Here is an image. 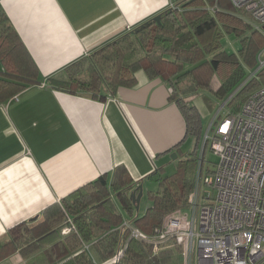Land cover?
Masks as SVG:
<instances>
[{
  "label": "trees",
  "instance_id": "trees-1",
  "mask_svg": "<svg viewBox=\"0 0 264 264\" xmlns=\"http://www.w3.org/2000/svg\"><path fill=\"white\" fill-rule=\"evenodd\" d=\"M173 6L161 12L160 22L149 18L132 30L67 65L47 81L70 94H90L106 100L120 87L137 85L136 74L144 70L149 78H161L173 92L170 100L178 104L187 122L183 142L194 138L190 156L180 161L178 172L163 176L161 170L148 175L159 184L148 191L152 202L144 214L130 198L135 183L126 178L124 166L116 168L113 179L107 175L75 190L43 211L41 218L12 227L0 238V264L19 253L42 256L50 264H184V247L172 237L158 245L130 237L123 225L119 205L135 225L148 235L162 229L165 218L188 210L197 177L198 154L203 141V117L186 98L208 91L238 110L256 88L264 85V69L247 82L248 70L258 66L264 49V31L251 21L250 14L231 0H171ZM209 7H216L215 11ZM226 35L240 42L237 51L224 45ZM0 98L8 100L43 80L23 42L0 3ZM208 144L204 148L206 151ZM203 167L199 172L203 176ZM209 170L204 175L212 173ZM138 187V186H137ZM136 188V187H135ZM134 188V189H135ZM116 196L117 204L112 199ZM70 216L76 230L63 234ZM25 255V256H24Z\"/></svg>",
  "mask_w": 264,
  "mask_h": 264
},
{
  "label": "crops",
  "instance_id": "crops-1",
  "mask_svg": "<svg viewBox=\"0 0 264 264\" xmlns=\"http://www.w3.org/2000/svg\"><path fill=\"white\" fill-rule=\"evenodd\" d=\"M24 49L38 68L40 85L0 98V238L80 187L119 166L145 185L155 170L180 164L193 150L191 136L177 159L187 122L161 78L137 72V85L106 100L70 94L47 81L84 56L161 13L171 0H0ZM4 70L0 62V71ZM198 95L186 98L208 115ZM112 199L117 204L116 196ZM124 221L130 220L117 204ZM19 256L21 259L18 260ZM4 264H25L17 253Z\"/></svg>",
  "mask_w": 264,
  "mask_h": 264
},
{
  "label": "built area",
  "instance_id": "built-area-1",
  "mask_svg": "<svg viewBox=\"0 0 264 264\" xmlns=\"http://www.w3.org/2000/svg\"><path fill=\"white\" fill-rule=\"evenodd\" d=\"M231 2L249 13L250 22L264 31V0ZM261 69L262 52L257 68L245 82L258 77ZM218 116L220 120H216ZM207 144L218 162L212 173L201 177L198 173L188 210L168 215L163 228L153 236L131 220L123 225L131 238L153 244L155 250L168 239L177 238L184 247L185 264H194L195 254L197 264H264V85L253 90L238 110L229 109L224 116L214 117L203 137L200 170ZM65 223L63 234L76 230L70 216Z\"/></svg>",
  "mask_w": 264,
  "mask_h": 264
},
{
  "label": "rangeland",
  "instance_id": "rangeland-1",
  "mask_svg": "<svg viewBox=\"0 0 264 264\" xmlns=\"http://www.w3.org/2000/svg\"><path fill=\"white\" fill-rule=\"evenodd\" d=\"M224 45L226 46V48L230 51H237L239 49L240 46V42L239 40L236 38V36L234 35H226L225 39H224ZM262 56L264 59V49L262 50ZM253 69H249L248 70V76H250V74L253 72ZM198 101H202L201 99H203V103L204 106L207 108L208 111V115L203 116V127H204V134L203 137L205 136L206 132L209 130L210 125L214 119V117L216 115H221L224 116L226 114V112L229 109H233V105H231L230 103L226 104V106L223 107V104L227 101H221V100H217L212 94L211 92L208 91H201L198 95ZM221 117L218 116L216 120H220ZM213 126L216 127L217 123H213ZM193 140L194 143V138H191ZM194 146V145H193ZM202 148H203V141H202V145L201 148L199 150V154H198V166H197V177H198V170L199 169V162H200V158H201V153H202ZM218 162V156L212 152L210 150V147H207L205 154H204V167H203V175L204 173H207L209 170H214L215 169V164ZM176 172H178V167L177 164H175L173 167H170L169 169H167L164 172H161L163 176H169V175H173ZM196 177V179H197ZM159 189V184L156 180L154 179H148L144 185V195L141 198V203H140V210L139 212L141 214H144L145 211L147 210V208L149 206H151L152 202L150 201L149 197H148V191H157ZM25 256V255H24ZM195 263L197 264V256L195 254ZM21 259V256H19L18 260ZM24 263L25 264H50L47 260H45L44 257L42 256H25L24 259ZM1 264H4L1 263ZM185 264V263H184Z\"/></svg>",
  "mask_w": 264,
  "mask_h": 264
},
{
  "label": "water",
  "instance_id": "water-1",
  "mask_svg": "<svg viewBox=\"0 0 264 264\" xmlns=\"http://www.w3.org/2000/svg\"><path fill=\"white\" fill-rule=\"evenodd\" d=\"M161 17H162V14L159 13V14H157V15H155L153 17V20L159 23L160 20H161ZM263 29H264V26H263ZM171 158L172 159H177L178 158L177 152H172L171 153ZM143 195H144V185H143V183L139 184L138 187L133 189V191L130 194V198L135 203L137 211L140 210V203H141V198L143 197Z\"/></svg>",
  "mask_w": 264,
  "mask_h": 264
}]
</instances>
